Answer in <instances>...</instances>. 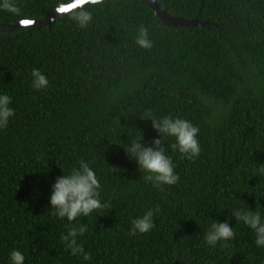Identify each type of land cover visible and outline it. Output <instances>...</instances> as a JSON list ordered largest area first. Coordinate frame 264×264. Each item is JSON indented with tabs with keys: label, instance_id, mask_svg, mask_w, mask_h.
I'll return each instance as SVG.
<instances>
[{
	"label": "trees",
	"instance_id": "1",
	"mask_svg": "<svg viewBox=\"0 0 264 264\" xmlns=\"http://www.w3.org/2000/svg\"><path fill=\"white\" fill-rule=\"evenodd\" d=\"M164 1L173 16L220 28H168L140 0H105L87 29L69 14L51 27L0 33V91L16 110L0 131V264L13 248L27 251L28 264H84L64 253L61 225L48 213L60 167L79 157L93 162L112 204L83 220L91 264H264L242 226L228 250L203 242L211 219L227 221L233 206L264 207V178L251 171L264 163V1ZM20 3L25 16L0 13V25L43 19L59 6ZM141 27L149 29L150 50L134 42ZM33 68L46 74V90L32 88ZM146 111L200 127L199 159L177 156L181 181L163 192L113 144L128 143L135 129L151 146L159 136L142 119ZM157 204L155 229L130 236L131 218Z\"/></svg>",
	"mask_w": 264,
	"mask_h": 264
},
{
	"label": "clouds",
	"instance_id": "2",
	"mask_svg": "<svg viewBox=\"0 0 264 264\" xmlns=\"http://www.w3.org/2000/svg\"><path fill=\"white\" fill-rule=\"evenodd\" d=\"M86 4L93 7L86 8ZM58 5L57 11L70 12V20L77 28L83 30L93 24L95 6L103 7V0H75L67 4L64 0H58ZM0 13L17 19L25 16L20 0H0ZM134 42L145 50L154 46L147 27H141L137 31ZM31 84L35 91H43L50 86V81L43 71L33 68ZM12 105V97L7 92L0 91V131L7 129L15 119L16 110ZM142 119L150 120L152 128L158 133L159 138L155 139L151 146L145 142L144 133L135 129L129 133L128 143L119 140L113 144L122 147L136 162L146 184L163 192L181 181L175 162L177 156L181 160L192 162L199 159L202 153L200 127L180 116H158L152 111H146ZM165 144L168 147H165ZM60 168L63 175L56 178L48 198L51 205L48 213L59 222L62 229L57 242L70 257L84 264H91L92 256L86 251L85 244L90 225L83 220L103 213L111 208L112 204L103 196L101 178L92 161L79 157L66 169ZM251 171L252 176L261 180L264 178V163L255 164ZM160 211L161 208L157 204L148 208L142 215L131 218L128 234L135 237L151 233L156 227L155 218ZM229 212V218L225 222L211 219L203 232L204 245L212 250H228L237 238L238 228L242 226L251 237L255 249L264 251V207L257 203L256 209L253 210L246 202L233 206ZM233 218L237 221L235 229L231 225ZM28 260L27 251L20 248H13L7 254V264H28Z\"/></svg>",
	"mask_w": 264,
	"mask_h": 264
},
{
	"label": "water",
	"instance_id": "3",
	"mask_svg": "<svg viewBox=\"0 0 264 264\" xmlns=\"http://www.w3.org/2000/svg\"><path fill=\"white\" fill-rule=\"evenodd\" d=\"M105 0H103L104 2ZM148 5L155 13L157 19H159L165 27L168 28H201L209 29L212 27V23L209 21H202L199 18L188 19L185 17L172 16L167 9H164L157 0H140ZM75 2V1H73ZM71 2V3H73ZM65 4L67 2L65 1ZM89 5L86 4L85 7ZM71 14L70 12L59 13L57 9L51 14L46 15L43 19L34 20H22L15 24H2L0 25V33L17 34L27 30H39L46 27H51L56 21L64 19Z\"/></svg>",
	"mask_w": 264,
	"mask_h": 264
},
{
	"label": "flooded vegetation",
	"instance_id": "4",
	"mask_svg": "<svg viewBox=\"0 0 264 264\" xmlns=\"http://www.w3.org/2000/svg\"><path fill=\"white\" fill-rule=\"evenodd\" d=\"M161 5H162V7H163V5L165 4V1L164 0H157ZM264 1V0H263ZM164 9H166L165 7H163ZM199 15V14H198ZM173 16V15H172ZM196 18H199V17H196ZM213 25H212V27H215V28H220V25L219 24H217V23H212ZM212 27L210 28V30L212 29ZM221 31V30H220Z\"/></svg>",
	"mask_w": 264,
	"mask_h": 264
}]
</instances>
